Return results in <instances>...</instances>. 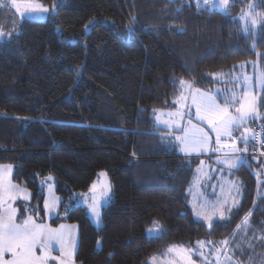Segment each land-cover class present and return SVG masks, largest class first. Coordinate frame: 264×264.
I'll return each instance as SVG.
<instances>
[{
	"label": "trees",
	"instance_id": "16d2710c",
	"mask_svg": "<svg viewBox=\"0 0 264 264\" xmlns=\"http://www.w3.org/2000/svg\"><path fill=\"white\" fill-rule=\"evenodd\" d=\"M40 1L56 5L44 20H22L13 8L1 16L19 25L0 40V163L12 164L13 179L32 191L17 207L27 203L44 221V183L52 176L61 202L49 222L78 224L77 264H148L170 245L225 238L228 247H243L242 257L252 255L251 264H264L259 159L247 154L235 170L244 184L240 207L210 230L189 202L202 157L181 156L153 111L176 105L181 78L209 89L220 82L212 73H232L242 61L264 68L256 55L264 53V29L245 33L240 19L251 0H230L227 15L196 0ZM255 2L264 12V0ZM100 171L113 198L96 226L75 195ZM249 210L246 239L239 241L241 232L233 239ZM153 221L162 238L147 234Z\"/></svg>",
	"mask_w": 264,
	"mask_h": 264
},
{
	"label": "snow or ice",
	"instance_id": "6c2138e0",
	"mask_svg": "<svg viewBox=\"0 0 264 264\" xmlns=\"http://www.w3.org/2000/svg\"><path fill=\"white\" fill-rule=\"evenodd\" d=\"M197 7L204 6L205 10H219L223 14H229L230 0H196ZM15 9L21 19H35L42 17L50 9L36 0H0V7H8ZM56 5L53 3L51 11H55ZM256 4L249 3L247 11L242 10L240 19L244 22L243 31L245 33L253 32L258 29H264V12H255ZM13 32L17 30V22H13ZM251 25V27H249ZM12 32H5L0 28V40L5 37H10ZM257 46L253 43L252 48ZM258 58H264V53L256 52ZM256 63L253 67L256 68ZM241 73L233 76V80L242 91L238 95L234 90L230 95H224L223 104L217 97L221 94V90L217 89L216 93L204 92L195 87V81L179 80L180 95L174 101L178 105L176 111L164 114L159 110L154 109L156 114V124L164 125L169 129L168 135L171 136L174 131L179 130L183 134L176 135L175 140L179 143L180 150L186 155L193 152H207L209 150L221 154L217 157V162L225 165L229 170L238 168L244 163L243 156H237L236 153L246 152L247 145L250 140H256L260 137L259 143L264 148V125H261V131L255 132L247 127L249 120L262 119L259 111V100L264 97V70H258L253 76H249L245 69V64L239 65ZM214 77L220 78L223 73H212ZM260 91L257 92L256 89ZM191 100V104L187 101ZM195 108V118L201 123L207 124L211 132L215 133V148H211V136L204 128L192 123L191 109ZM234 109V112L231 110ZM167 118L162 119L163 116ZM185 117L187 126L182 124ZM239 136L233 135L239 131ZM165 137H162L164 139ZM230 141V142H229ZM238 141L244 143V148L238 147ZM264 155V151L261 152ZM203 165V161H201ZM202 169L198 168L197 172ZM13 166L0 165V264H75L74 255L77 249V241L75 239V226L60 225L59 228H52L50 225L38 223L34 218L39 215V212L30 209L27 203L21 207L14 206L18 199L27 202L31 198V194L26 188L13 183L12 181ZM106 175V174H102ZM259 180V173H257ZM51 180V176L48 177ZM229 198L218 199L215 202L209 201L206 198L199 203L193 205V211L196 216L207 223L211 230L215 227V223L224 221L225 223L231 219L234 209L240 207L239 197L241 196V188L235 182H230ZM235 191V196H232V191ZM90 192L92 202L89 207L94 216L99 219V200L97 199V185L93 184ZM111 192V185L105 184L100 190L99 195L108 198ZM231 199V203H229ZM59 206V198L54 197L51 201H44V209L51 215L56 212ZM255 206V202H254ZM38 207V206H37ZM24 213H30L24 215ZM252 210L243 217L240 224H237L236 230L233 233V239L237 232H243L247 236L250 228V217ZM163 229L158 221H153V227L147 230L149 236L162 238ZM264 239V236L260 237ZM230 239L225 238L220 241L222 248L212 247L209 249V254L216 256L217 264H220L219 253L223 252L225 258L231 261V256L228 252L231 251L227 246L230 244ZM212 241L199 240L195 247H186L184 245H170L165 253V259L161 264H196L193 259L198 256L204 264H209L207 255L204 249L211 245ZM99 244V242H98ZM240 245L237 244V248ZM251 247V244H249ZM39 249V252L37 251ZM53 251H57L59 255H52ZM111 255V253L109 254ZM150 264H157L155 256L150 258Z\"/></svg>",
	"mask_w": 264,
	"mask_h": 264
},
{
	"label": "rangeland",
	"instance_id": "374dc122",
	"mask_svg": "<svg viewBox=\"0 0 264 264\" xmlns=\"http://www.w3.org/2000/svg\"><path fill=\"white\" fill-rule=\"evenodd\" d=\"M36 2L41 3L44 6L48 7L50 9V11L48 13H46V14H42V17H37V18H35L33 20H44V19L48 18L49 14L51 12V7L48 4L43 3L40 0H36ZM253 2L256 4L255 0H251L249 3H253ZM5 3L7 4V0H5ZM8 8H11V7L10 6H8V7H0V28H2L6 33L7 32H12V35L11 36H13L14 34H16V33L19 32L18 22L16 24L17 30L13 32L12 30H13L14 24H11V25L8 26L7 23H5L1 19V16H3V14H5V12L8 10ZM247 10L248 9L246 7V10L245 11H247ZM254 11L255 12H259L256 8L254 9ZM241 15H240V17H241ZM18 16L20 17L19 14H18ZM20 19H21V17H20ZM242 24H243V27H244V22L243 21H242ZM249 27H251V25H249ZM6 38H9V37H5L4 39H6ZM4 39H2V40H4ZM254 62L257 65L256 68L253 67V63ZM241 63H244L245 64L244 71H246L249 76H253L254 73L256 71H258V70H264V68H262L260 66L258 60L242 61V62H240V63L237 64V69L234 70L232 73L227 74L225 72H220V73H223L224 75L222 77H220V78L215 77V78L219 79L220 82H218L214 87L209 88V89H204V88H199V89L202 90V91H204V92H210V93H216V90L217 89H220L221 90V94L217 97V99H218V101L221 104H223V102H224V100H223L224 95H230L231 94V91L234 90L239 95L240 92L242 91V88H241V86H239V85H237L235 83V81L233 80V76L239 75L241 73V69L239 67V65ZM256 91L259 92L260 90L257 88ZM259 103H260L259 111L261 113V116L264 117V107L261 105V99L259 100ZM189 104H191V102H189ZM177 107H178V105H177ZM231 110L234 112V109H231ZM159 111H163V109H161V110L159 109ZM171 112H174V111H171ZM165 113H167V112H164V114ZM191 114H192V123L197 124L199 127H202V128L205 129V131H208L209 132V135L211 136V139H212V143H211L210 147L211 148H215L216 147V145H215V133L211 132V130L208 128L206 122L205 123H201V122H199V121L196 120V118H195V108L194 107H192V109H191ZM165 116H163L162 119L167 118ZM185 119H186V121H185L186 123H183V125L184 126H187V119H188V117H185ZM254 121H255L254 123H258V124L264 125L263 124L264 123V119L263 118L262 119H256ZM250 124L251 123H250V120H249L248 121V124H247V127H249ZM242 131H243V129H240L239 131L234 132L233 135L236 136V137H238L239 134H240V132H242ZM200 153L206 155V156L205 155L199 156V157H202V159L203 158H208V157L213 158V160H211V161H205L203 163V165H201L199 167L200 169H202V171L201 172H197L198 176H196L197 178L198 177H202L203 179H206V181L208 182L207 186H209L211 184V181H212L213 177L214 178L215 177L216 178L223 177L224 174L225 175H228L230 173V171L232 170V169L229 170L227 167H225V165L220 164V163L217 162L216 155L218 153H215L214 151H211V150H209L207 152H200ZM243 158H244V162L247 161L245 159V157H243ZM102 174H106V172L100 171L99 174H98V177L96 178V180L93 183V184H96L97 185L96 196H97V199L99 200V207H98L99 219H97V217L93 215L92 210L89 207V204L92 202L91 197L93 196V193L90 192V189H91V187H92L93 184L91 185V187L88 190L87 194H80L81 196H77V194L75 195V197H77L76 204H81V205H85L86 206L87 213H88L89 217L91 218V220L93 221V223L96 226H100L102 224V206L106 205L113 198V192H110L109 193L108 198H104V197H101L99 195L100 190L102 189V187L106 183L108 184V181H106V175H102ZM51 178H52L51 180L48 179L44 183V185H45V191H46V187L48 186V184L53 183V181H54L53 180V177H51ZM49 181H51V182H49ZM200 202L201 201L196 200L195 197H194V195H193V193H191L190 205H191L192 209H193V205L194 204H196L197 207H199V203ZM194 215L196 216L195 212H194ZM197 218H199V217H197ZM77 239H78V235H77ZM245 239H246V237L244 236L243 232H241L239 241H244ZM202 240H204V241H212L213 242L211 245H208L204 249V251H205V254L207 255L209 264H217L216 256L213 255V254H209V249L212 248V247L222 248L223 246L220 245V243H219L222 240H220V241H213V240H207V239H202ZM195 246H196V243L192 247H195ZM228 248L231 249V251L228 252V255L231 256V261L227 260L225 258V255L223 254V252H221V253H219V256H220V264H251V263H253V261H251L252 255H250L247 258L242 257V253H243V247L242 246L239 247V248H237V244H236L234 247H228ZM235 249L240 250V252L235 253ZM165 253H166V251L163 252V254H160V255H157L156 254V255H154L157 258V264H161V262L165 259ZM193 259L196 261V264H204V262L198 256H194ZM74 262H75V264H77L76 259H74ZM148 264H150V260H149Z\"/></svg>",
	"mask_w": 264,
	"mask_h": 264
},
{
	"label": "crops",
	"instance_id": "0c3cea01",
	"mask_svg": "<svg viewBox=\"0 0 264 264\" xmlns=\"http://www.w3.org/2000/svg\"><path fill=\"white\" fill-rule=\"evenodd\" d=\"M196 88H198V87H196ZM202 91V90H201ZM177 99V98H176ZM189 102H191V100L189 99L188 101H187V103L189 104ZM160 110L161 109H163V111H160V112H162V113H164V112H167V113H169V112H171V111H175L176 109H177V105H175L174 107H172V108H159ZM159 109H156V110H159ZM167 113H165V114H167ZM165 117H167V116H165ZM154 119H155V123H156V114H154ZM186 121V119H184V121H182V124L183 123H186L185 122ZM156 126H157V124H156ZM157 127H159V128H165L164 127V125H159V126H157ZM166 129V128H165ZM168 131H170L169 129H167ZM181 134H183L182 132H180L179 130H176V131H174L173 132V138L175 139V136L176 135H181ZM178 146H179V143H178ZM238 146L241 148V149H243L244 148V143L243 142H241V141H238ZM249 149H250V143H248V145H247V151L246 152H240V153H236V155L237 156H243V157H245V159L247 160V158H246V156H247V152L249 151ZM179 152H180V154H181V156H184V157H193V156H201V155H205V154H201V153H195V152H193V153H191V154H188V155H186L184 152H182L181 150H180V146H179ZM219 155H221V154H217L216 155V157H218ZM206 156V155H205ZM211 160H213V158H211V157H208V158H203L202 160H200L199 162H198V164L196 165V167H195V171H194V174H193V177H192V180H191V183H190V185H189V189H188V192H189V202H190V199H191V193H193V195H194V197H195V199L196 200H199V201H202L203 199H207V200H209V201H212V202H215L216 200H218V199H224V198H229V188L231 187V183L230 182H235L236 183V185H238L240 188H241V196L239 197V200H240V203H241V201H242V197H243V194H244V184H243V182L241 181V179L239 178V177H237V175L235 174V170L237 169V168H234V169H232L231 171H230V173L228 174V175H225L224 174V176L223 177H220V178H214L213 177V179H212V181H211V184L209 185V186H207V184H208V182L206 181V179H203L202 177H196V176H198V174H197V169L201 166V161H203V163L205 162V161H211ZM246 162V161H245ZM0 165H9V163H0ZM12 165V164H11ZM13 166V165H12ZM13 169H14V167H13ZM52 177V176H51ZM97 177H98V175H97ZM96 177V178H97ZM47 180H48V178H47ZM96 180V179H95ZM94 180V181H95ZM12 181H13V183H15V184H17V185H19V186H21L22 188H26V190H27V192L28 193H30L31 194V198H30V200L32 199V191L28 188V187H26V186H24L23 184H21V183H18V182H16L14 179H13V174H12ZM106 181H108V184H110L111 185V192H113V187H112V184H111V181H110V179H109V177H108V175L106 174ZM49 182H51V181H49ZM94 183V182H93ZM92 183V184H93ZM91 184V185H92ZM91 187V186H90ZM90 189V188H89ZM88 189V190H89ZM88 190L87 191H84V192H82V193H78L77 194V196H81L80 194H87V192H88ZM231 195L232 196H235V191L233 190L232 191V193H231ZM54 197H58L59 198V206H58V208H57V210H56V212L55 213H53V214H51V215H49L47 212H46V210H45V220L44 221H39V220H37L35 217V219L37 220V222L38 223H44V224H46V225H50L52 228H59L60 227V225H67V226H72V225H74L75 226V231H74V235H75V239H76V241H77V248H78V242H79V227H78V224L76 223V222H70V221H64V222H60L59 224H57V225H52L50 222H49V220L53 217V216H55L56 214H57V212H58V210H59V207H60V202H61V198H60V196L57 194V192H56V187H55V184H54V181H53V183H50V184H48V186L46 187V191H45V193H44V201L47 199V200H49V201H51ZM77 198V197H76ZM29 200V201H30ZM17 201H23L22 199H18ZM17 201H16V203H15V205L14 206H16L17 207ZM29 201H27V202H29ZM44 201H43V206H44ZM25 202V201H24ZM229 203H231V199H229ZM84 207H85V209H86V206L85 205H83ZM191 206V205H190ZM103 207V206H102ZM192 208V207H191ZM193 210V209H192ZM87 211V210H86ZM193 214H194V212H193ZM77 235H78V239H77ZM38 252H39V249L37 250ZM76 252H77V249H76V251H75V255H74V259H76ZM52 255H54V256H56V255H59V253L57 252V251H53V253H52ZM51 264H55V262H51Z\"/></svg>",
	"mask_w": 264,
	"mask_h": 264
},
{
	"label": "built area",
	"instance_id": "2783aa9c",
	"mask_svg": "<svg viewBox=\"0 0 264 264\" xmlns=\"http://www.w3.org/2000/svg\"><path fill=\"white\" fill-rule=\"evenodd\" d=\"M249 128H251L255 132L259 133L261 131V124L252 123L249 125ZM259 140H260V137H257L256 140H250L249 141L250 149L247 152V154H250L254 157H257L260 161V169H262V168H264V155H261V152L264 151V148L261 147Z\"/></svg>",
	"mask_w": 264,
	"mask_h": 264
}]
</instances>
